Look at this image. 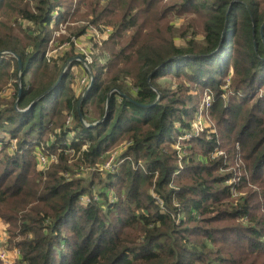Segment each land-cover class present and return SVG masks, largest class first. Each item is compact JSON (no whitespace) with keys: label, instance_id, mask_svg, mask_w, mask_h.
Returning <instances> with one entry per match:
<instances>
[{"label":"trees","instance_id":"obj_1","mask_svg":"<svg viewBox=\"0 0 264 264\" xmlns=\"http://www.w3.org/2000/svg\"><path fill=\"white\" fill-rule=\"evenodd\" d=\"M35 2L0 0V80L16 87L11 106H0L8 135L0 139V219L8 224L6 246L19 250L16 264H264V108L245 110L249 96L237 101L264 85V0H92L88 23L105 30V5L122 18L107 23L115 35L133 29L129 44L116 51L105 42L112 55L91 64L85 85H74L72 73L83 62H71L56 89L22 112L77 57L73 39L87 28L67 38L69 51L46 58L52 25L78 6ZM174 11L194 13L195 21L180 33L161 26ZM13 53L23 64L19 84ZM226 74L230 91L221 82ZM171 75L185 82L171 86ZM92 81L80 112L88 124L103 121L87 127L78 104ZM195 85L202 94L218 91L211 108L220 114L218 129L187 142L184 154L175 137L192 128L201 100ZM226 92L229 101L220 103ZM6 139L17 140V150ZM41 146L58 158L47 171L37 162ZM221 149L232 165L242 157L236 167L249 175L230 182L233 173H219ZM113 156V169L105 168Z\"/></svg>","mask_w":264,"mask_h":264},{"label":"rangeland","instance_id":"obj_2","mask_svg":"<svg viewBox=\"0 0 264 264\" xmlns=\"http://www.w3.org/2000/svg\"><path fill=\"white\" fill-rule=\"evenodd\" d=\"M61 1H63V6H70L72 3L75 4V6L77 5L78 6V12L76 14H74L73 16L68 17L67 20L61 21L60 23H58L57 26H55V24L52 25V28H51V33H52L51 40L52 41L48 45V48L46 50L45 55H46V58L49 57L50 59L52 57L58 58L59 56H62L65 52L70 50V47L68 46L69 44L67 42L68 41L67 38L70 37L71 33H75L77 31H79L81 28H83L84 26H87L85 33L80 35L79 37H77L75 39V48L76 49L73 52V54L75 56H81V57L85 58L87 60V63L86 64L82 63L81 65L72 66V73H74L77 76V77H75L76 84H74V85H76V86L77 85H83L90 78L93 79L92 72H91V64H93L94 61H96L99 66H102L108 62V59H110L113 49H107L105 47L103 48L104 43L111 41V43L115 45V49H117L116 51L120 50L122 47H127V45L130 42V39H131V36L133 33V29L132 28H125L124 30L121 31V35H118V36L115 35L117 27L114 24H107V23H109V20H112V22H119L122 18H120V17L117 18V15H114L113 11H110L108 9V7H106L105 5H102V6H100V9L101 8L105 9L106 18H103L101 22L105 23L104 25H107V26L105 27V30L100 31V30H98L97 27L92 26L88 23V19L90 18V14H92L93 10L96 9V3H95V6H91L92 0H61ZM168 1L169 0H165V2H168ZM35 3H36L35 0H30V4L32 6H34ZM61 9H62V11L63 10L65 11L64 8H61ZM98 11H99V8H98ZM172 14L173 15L170 18V20L161 21V26L166 25V23L172 24L175 33H180L181 30L185 27V25H187V24L189 25L190 19L192 18L195 21V17H196V14L191 13V12H185V11L182 12L181 14H179V13L176 14V12L174 11V13H172ZM61 15H62V13H60V12L55 13V16L53 17L54 21L57 18L59 20ZM91 16L94 17L93 15H91ZM168 16H171V15L169 14ZM4 19L8 20L10 23L12 21V20L10 21V19L7 17H4ZM196 22H198V20H196ZM13 26H18V24L16 22H14ZM29 26H30V22L25 23V28H28ZM229 33H231V32H229ZM200 38H201V36H198L196 39L199 40ZM59 43H60V45H59ZM175 44L179 48H184L186 46V39L180 37V35L179 36L177 35V37L175 38ZM1 58H2V60H5V59L10 60L9 58H6V57H1ZM225 59H223L222 63H226ZM12 63H13V61H12ZM181 66H184V64H182ZM232 71H233V67H230V71H229L230 75H232ZM10 73H11V70H10ZM229 74H226L225 76H221V82L223 80H225V83L223 84V82H224L223 81L222 84L224 85L223 88L226 91H230V89H228L229 83L231 82V77ZM1 80H6V81L1 82ZM1 80H0V82H1L2 86L0 88V106L3 103H8L9 106H11L10 104H12L11 102L15 98L16 87L13 84L11 78L6 79V76H3L1 78ZM27 80H29V76L27 77ZM83 80H85V82H83ZM167 80H170L169 82L171 83L170 84L171 86H176L178 84V82H180V83L185 82V79H183V77L172 78V75L168 76ZM16 82H18V80H16ZM19 83L20 82H18V84ZM199 89L200 88L197 87V85H195L193 87V90H192V93L194 95L198 94V98L199 97L201 98V100L199 101L200 103H199L198 110H197V112L195 114V118L193 119V122H192V128L189 131H187L186 133L179 134V136L175 137V140H176L175 148L178 151H183L184 154H189V152H187V149H186L187 142H191L190 140H193L196 138V137H190L189 139H186V137L190 133H192L193 123L196 121V119L198 117H201L200 120L203 123V131L200 132V134H199L200 136L203 132H208L209 139H210L212 137V135H214L213 133H216V129H218L217 128V122H218V118H219L220 114L218 112L211 113V108H212V104L214 101L213 99H216L218 97L219 93L216 89H214V87H211V89L213 91L206 89L207 91L203 94L201 93L202 91L199 92ZM206 94L212 98L211 105H210V107L204 108L203 111H206V113H204L203 115H199L200 107L202 108L203 99L205 98ZM214 95H215V97H214ZM229 95H230V93L226 92L223 95L225 97V99H222V97L220 96L221 97L220 103L226 104L227 99L228 98L230 99ZM246 96H249L251 100L248 101L249 103L244 102V107L246 108L245 110L248 111L254 107H257V108L263 107L264 108V85H262V84L260 85L259 83H257L254 86L253 91L248 92L246 94L242 93L240 96H238L237 101H238L239 105L243 102V100H242L243 98L246 99ZM229 99H228V101H229ZM11 115H12V113H10V116ZM240 122H242V120ZM3 136H8V135L3 134V129H0V138ZM70 138L71 137H67L66 140L70 141L71 140ZM182 139H184V140H182ZM16 141L17 140H15V142ZM42 143H41V145L44 144V143L43 144ZM13 148H15V147L13 146ZM16 148H18V145L16 146ZM122 149L123 148L121 147L116 153L120 152ZM220 156L224 157L225 166L223 169L220 170L219 173H223V174L225 173L226 174L225 176H228V175L233 173V176L231 177L230 182L238 181L239 177L242 176L243 174L249 175V173L247 172L246 169L241 170V169H238L236 167V165L243 163L242 157L240 158V160L238 162H235L236 165H232L231 161L228 159L227 155L224 153V150H222L219 153L218 157H220ZM110 159H111V157L109 158V160ZM121 162H123V161H121ZM253 187L258 188V186L256 184ZM7 226H8V224H6L2 219H0V233H2V238H0V242H2V244H0V247L3 248L7 252V255L10 259L9 261L13 264H16V261L19 258V254H18L19 250L15 246L14 247L6 246L7 238H8V236L6 235V227ZM4 234H5V236H4ZM11 252H14V253H11ZM0 261H1L0 264H6V262L3 261L1 258H0Z\"/></svg>","mask_w":264,"mask_h":264},{"label":"built area","instance_id":"obj_3","mask_svg":"<svg viewBox=\"0 0 264 264\" xmlns=\"http://www.w3.org/2000/svg\"><path fill=\"white\" fill-rule=\"evenodd\" d=\"M74 40V43H75V38L73 39ZM49 58V57H47ZM50 59V58H49ZM87 61V60H86ZM83 82H85V80H83ZM87 82H85L86 84ZM83 84V85H85ZM211 100L212 98L209 96V95H205V98L203 99V104H202V108L200 107V112H199V115H203L204 113H206V111H203L205 107H210L211 105ZM201 117H198L196 119V121L193 123V131L192 133H190L186 139H189L190 137H197L199 136L200 132L203 131V123L202 121L200 120ZM198 122V123H197ZM3 137H1L0 139H2ZM7 142H9L10 144H12V146H14L15 148H13L14 150H17L16 148V143L15 142V139H7L6 140ZM44 147L41 146L40 150L37 152V162L40 164L41 168L43 169V171H47L49 170L51 164L53 162H56L58 160L57 158V154H54V153H50V152H46L44 153ZM114 157H111V159L105 164V168L107 169H113L114 165H113V162H114ZM0 244H2V242H0ZM19 254V253H18ZM0 258L6 262V264H13L11 263L9 260V257L7 255V252L0 247Z\"/></svg>","mask_w":264,"mask_h":264},{"label":"water","instance_id":"obj_4","mask_svg":"<svg viewBox=\"0 0 264 264\" xmlns=\"http://www.w3.org/2000/svg\"><path fill=\"white\" fill-rule=\"evenodd\" d=\"M226 28H227V27H225V30L223 31V35H222V39H221L220 46L223 44V41H224V35H225V32H226ZM263 28H264V23H263L262 28H261L262 31H263ZM220 48H221V47H220ZM5 53H6V51H0V55H3V54H5ZM13 56L17 58L18 63H19V71H20L19 82H21V80H22V71H23V64H22L21 58H20L17 54L13 53ZM74 61H81V62H83V64H86V63H87L86 59L83 58V57H81V56H77V57H74V58L70 59V60L65 64V67H64L62 73L60 74L58 80H57V81H56V82H55V83H54V84H53L48 90H46V91H45L43 94H41L37 99H35V100L29 105L28 108H26L25 110H22V112H27V111H29L31 108H33V107L35 106V104L37 103L38 100H40L43 96L47 95L48 93H51L52 91H54V90L56 89V87L60 84V82L62 81V78H63V76H64L65 70H67V68L69 67L70 63H71V62H74ZM157 70H158V69L154 70L153 73H155ZM150 77H151V76H150ZM150 77H149V78H150ZM92 85H93V81L91 82L90 87H89V88L84 92V94L82 95V97H81V99H80V101H79V104H78V110H79L80 118H81L83 124H84L85 126H87V127H94V126H97V125H99V124L103 121V120H101V121H98V122L93 123V124H88V123L84 120V116H83V114L80 112L81 102L83 101V99L85 98V96L88 94V92H89V90L91 89ZM21 93H22V89L19 90V93H18V99H17V101H16V103H15V106H16V107L18 106V100H19V98H20V96H21ZM109 97H110V96H109ZM109 97H108L107 106H106V110H107V111H108V105H109V99H110ZM156 102H157V101H156ZM156 102H155V103H156ZM106 116H107V114H106ZM106 116H105V117H106Z\"/></svg>","mask_w":264,"mask_h":264},{"label":"crops","instance_id":"obj_5","mask_svg":"<svg viewBox=\"0 0 264 264\" xmlns=\"http://www.w3.org/2000/svg\"><path fill=\"white\" fill-rule=\"evenodd\" d=\"M0 235H1L0 238H2V233H0ZM4 236H5V234H4ZM4 239H5V238H4ZM11 253H14V252H11Z\"/></svg>","mask_w":264,"mask_h":264},{"label":"bare ground","instance_id":"obj_6","mask_svg":"<svg viewBox=\"0 0 264 264\" xmlns=\"http://www.w3.org/2000/svg\"><path fill=\"white\" fill-rule=\"evenodd\" d=\"M7 140V139H6ZM261 172V171H260Z\"/></svg>","mask_w":264,"mask_h":264}]
</instances>
